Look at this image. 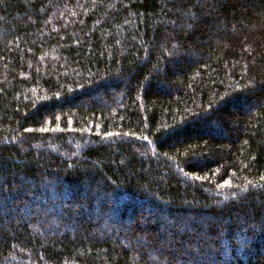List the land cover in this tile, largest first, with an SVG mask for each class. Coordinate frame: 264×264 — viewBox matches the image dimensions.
Instances as JSON below:
<instances>
[{
	"label": "trees",
	"instance_id": "16d2710c",
	"mask_svg": "<svg viewBox=\"0 0 264 264\" xmlns=\"http://www.w3.org/2000/svg\"><path fill=\"white\" fill-rule=\"evenodd\" d=\"M262 177L264 0H0V264H264Z\"/></svg>",
	"mask_w": 264,
	"mask_h": 264
},
{
	"label": "snow or ice",
	"instance_id": "6c2138e0",
	"mask_svg": "<svg viewBox=\"0 0 264 264\" xmlns=\"http://www.w3.org/2000/svg\"><path fill=\"white\" fill-rule=\"evenodd\" d=\"M109 135H111V134H109ZM262 179H264V177H262Z\"/></svg>",
	"mask_w": 264,
	"mask_h": 264
}]
</instances>
